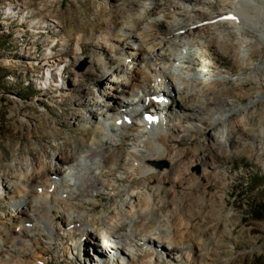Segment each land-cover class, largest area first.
Here are the masks:
<instances>
[{"label": "rangeland", "instance_id": "obj_1", "mask_svg": "<svg viewBox=\"0 0 264 264\" xmlns=\"http://www.w3.org/2000/svg\"><path fill=\"white\" fill-rule=\"evenodd\" d=\"M260 1L255 3L264 8V0ZM216 2L211 6H203L202 2L184 7L190 11L191 19L200 17L192 12L195 9L200 8L206 19L211 13L216 16L235 7H227L229 0ZM149 3L0 0L1 177L17 172L27 174L28 168H38L40 160L51 164L59 153L74 158L85 141H91L97 121L87 124V110L97 112L93 103H103L102 87L117 77L122 79L119 67L132 75L143 73L142 62L137 58L144 48H139L135 39L144 34L140 18L146 15L145 5L148 9L155 6ZM149 17L153 32L173 38L168 34L174 29L166 23L172 19L157 22L155 18L161 17L152 12ZM178 20L184 21L181 17ZM218 22L233 24L221 28L218 34H207L205 28L213 23L207 21L183 31L194 42L183 49L188 64H182L183 71L175 73L177 80L187 77L192 92L198 95L205 85H213L200 98L204 103L200 116L193 119L191 112L187 113V106L180 104L167 79L165 98L163 93L151 95L157 86L153 79L145 88L137 89L129 100L140 95L146 102L130 105L128 112L135 118L125 130L127 136L115 146L99 148L103 161H111L124 149L117 160L120 169L116 173L117 180L124 182L113 183L116 194H91L89 198L94 199L95 205L81 208L87 214L81 216L82 222L74 231H69L59 219L56 223L60 227L55 223L53 233L40 224L21 239L18 247L25 252L4 253L6 257L0 256V264H101L93 255L96 248L104 255V264H130L132 259L123 252L134 246L136 255L132 261L141 262L145 250L142 246L149 241L148 247L158 249L146 264H264V38L249 26L244 33L232 13L217 18L213 25ZM128 25H136L138 30H128ZM125 35L134 38L124 41ZM104 36L109 38L107 42L101 39ZM85 61L87 65L80 70ZM89 67L92 69L87 71ZM75 72L82 74L75 78ZM153 97L157 101L166 99L170 106L164 109L155 101L149 102ZM212 99L215 102L208 103ZM225 106L238 107L226 144L211 135L214 123L218 129L229 125L215 122L220 111L230 108ZM188 115L191 117L185 119ZM153 116L160 118L162 128L168 132L166 144L178 152L177 157L172 163L164 159L154 162L151 158L132 163L134 151L154 157L158 153L142 144L153 134L151 126L158 121L150 120ZM103 161L96 159L97 164ZM81 162L91 165L83 159ZM148 166L162 174L151 177L153 171ZM143 172L149 175L146 184L141 180ZM2 180L0 243H11L19 230L12 203L34 184L21 180L23 190L19 191L17 187L9 189ZM46 188L40 192L47 198L49 209L51 200L49 187ZM134 188L136 195L124 192ZM131 205L136 206L132 216H124L123 211ZM146 205L148 208L144 209ZM47 209L42 208L41 215L47 214ZM144 218L147 220L143 227L140 221ZM110 220L119 226L134 220L139 231L131 240H105L102 235L121 229L109 225ZM94 228L100 230L101 236L93 235ZM176 233L180 242L177 254H171L162 236L172 238ZM111 245L119 250H112Z\"/></svg>", "mask_w": 264, "mask_h": 264}, {"label": "bare ground", "instance_id": "obj_2", "mask_svg": "<svg viewBox=\"0 0 264 264\" xmlns=\"http://www.w3.org/2000/svg\"><path fill=\"white\" fill-rule=\"evenodd\" d=\"M188 1L189 2H187V0H184L180 2L181 4H183V6H181V4L176 0H146V4L150 2L149 4H155V6H153L151 9H148V6L145 5L146 15L144 17L141 16L140 18V21L144 23L143 29L141 28V31L144 34H142L141 37H137L135 39L136 43L139 42L138 44L141 45L139 46V48H144V52L142 53V55L138 56L137 58V60H140L142 62L141 68L143 69V73L132 75L130 71H124V67H119L118 71H120L122 79H119L117 77L116 81L111 80L107 84H105L104 87H102L101 97L104 100L103 103L94 100L95 102L93 103V105L97 107V112H94L93 110H87V124L90 125L92 121H97V126L95 128H92L93 138L89 142L87 140H84L85 146L77 151V156L72 158L69 154H66L64 152L59 153L52 158L54 162L52 161L51 164L40 160L38 162V168H28L27 174L17 172L14 174L6 175L5 177H1L2 175L0 176V179H3L2 181L5 182V185L7 182L6 186L11 190L13 187H17L19 191H22L23 188L21 187V184H19L21 180L27 182L32 181V183L34 184L30 190H24V196L19 197L12 203L16 208V213L13 217H15L19 223V230L16 232L18 236L14 237L11 240V243L10 241H1L0 256L6 257L3 254L9 252L15 253L17 255L23 254L25 251L22 250V248L18 247L21 243V239L23 238L24 240V236L29 235L31 230L39 228L40 224H42L50 232L53 233L56 224H58V226L60 227V223H56V220L59 219L60 222L67 224L69 231H74L75 226L82 222L80 220L81 216H85L87 214V212L82 209L91 204L95 205L94 199L89 198L91 194L95 196L96 192L102 193L103 191V193L105 194H112L116 192L114 191L115 187L113 186V183L124 182L123 179L117 180L116 177V173L120 169V165L118 166L119 163L117 160L120 158V154L124 151V149L121 148L120 151L116 154V158L112 159L111 161H103V152L102 150H99V148L104 145L115 146L119 141H123L122 139L127 136L125 130L129 127L130 124L132 126V122L135 118L134 115L128 112L130 105H136L138 103L146 102V100L140 95H137L136 99L134 100H129L128 97H134L137 89H140L141 87L145 88L146 85L150 84L151 80L153 79L155 81L154 84H157V86L156 90L153 91L151 95H158L160 93H163V98H165L164 92L166 94L167 91H165L164 87L166 88L168 86V82L166 83L164 80L167 79L169 83H171L173 93L178 97L177 99L180 104L187 106V113L191 112L193 119H196V117L200 116L204 104L202 103V99L200 98L203 97V94L205 92L212 89L211 86L213 85H205V87L202 88L204 90L203 93H199L198 95L192 92L190 82L188 81V79H186L187 77L181 78L180 82L177 80L176 77L178 76H175V73L177 71H183L182 64H188L183 49L188 43L190 44L194 42V39L192 40L190 38L191 35L189 33H183L185 29L195 26H201V22L207 21L213 22L210 24L212 26L205 28L207 34H212L214 32L218 34L221 28L225 27L226 29V26L230 27V25L233 23L218 22L217 24L213 25L214 23H216V19L225 14L232 13L233 16H235L238 24L242 25V30L244 31V33L247 32V26H249L253 29V31L258 32V37H260L261 39L264 38V8L261 5L256 4L255 0H229L227 7H230L232 9L235 5L233 10L229 12L226 11L224 13L220 12V14L216 16H214V13H211L210 17L206 19V14L202 13L199 10L200 8L192 11L193 13L198 14L200 17L191 19L189 16L190 11L184 6H186L187 4H195L197 6L198 4H202V2H205L204 4H202L203 6H211L217 3L216 0L215 2H213L212 0ZM256 2L258 3L261 1L256 0ZM226 8H223V10ZM151 12L152 15L161 17L157 20L155 18V21L157 22L163 21V19L164 21L168 18L172 19L170 23H166L168 24L169 29H174L172 33L168 34L172 35L173 38L170 39L169 36L159 37V35H157L158 32H153V30L150 29L151 27H153V25H148V19H151L149 17L151 15ZM21 16L23 17V15ZM178 17H181L184 21H179ZM127 29H131L132 31L138 30L136 25H128ZM202 30H200V32H202ZM174 33L182 34L174 35ZM129 38L134 37L125 35L124 41L129 40ZM101 39H104V41L107 42L109 38L104 36ZM253 53L254 52H252V54L250 55L252 56ZM90 68L92 69V67H89L87 71H89ZM48 74L50 73H48L47 71V78L49 77ZM81 74L75 72V78H77ZM210 92L211 94L214 93V91ZM126 100L129 101L126 102ZM154 101L159 103V106L163 107L164 109L170 106L169 102L166 99L157 101L156 97H153L151 99L149 98V102ZM213 102H215L213 99L208 101V103ZM237 110L238 107L231 106L229 109L220 111L217 114L215 122L219 120L224 122V124L229 123V125L226 127V129H224L225 125L222 128L218 129L216 128V123L213 124L214 132L211 135L216 138V140H218L217 138H221V141L224 144H226V140H229V137H231L230 129L232 128L231 121L234 115H236ZM184 111H186V109ZM191 115H188V117H186L185 119H189ZM159 119L160 118H156L154 116L151 117L150 120H158L157 123L154 122V125L151 126L153 134L147 140H142V144H144L143 148L158 150L157 155H155L156 157L150 154L143 156L141 155V153H136L134 151L132 152V163H139L138 161H143L149 158H151L150 160H154V162L164 159L172 163L176 159L178 152H174L171 147L167 146L166 136L168 132H166V129L164 130L162 128L163 124ZM156 124H158L160 128ZM226 131H228L227 134H225ZM138 155H141V159L138 158ZM81 159L86 162H90L91 165L89 166L87 165L88 163H82ZM96 159H100V161H103L102 164H97ZM148 168H151L150 170L152 171L154 170L152 167L148 166ZM133 170L139 171V168ZM62 174H67V176L62 177ZM138 174L140 175V173H135V175ZM142 174L143 176L141 177V180L146 184L149 180V175H147L146 172H143ZM161 174L162 173H160L159 171H153L150 176L154 177ZM69 178L74 179V181ZM46 187H49L48 193L50 194L49 199L51 200V203L48 200L49 209L46 208L47 206L45 203V200H47V198H44L45 195L42 196L43 193L40 192V190L47 189ZM124 192L129 193L131 196L136 195L137 193L135 188L134 190H125ZM145 207L146 208L144 209H147L148 205H146ZM42 208L48 210L47 214L41 215L40 210ZM126 208L128 209V211H123V215L131 217L136 206L131 205ZM146 220L147 219L144 218V220L140 221L142 222V226L145 224ZM107 223L109 225H112L116 229H118L119 227H121V229H118L117 232L114 230L106 235H102L104 236L105 240H131L139 231L135 229L138 225H135L134 220L129 223L122 222L120 226L113 220H110ZM157 225L163 227V225H161L159 222L157 223ZM95 234L101 236V233L97 228H94L93 235ZM144 236L147 237V235ZM178 236V233H176L172 238L170 235L162 236V240L168 243L171 254H177V249L180 242V240H177ZM149 239L153 241L155 240V238ZM169 239L171 240L169 241ZM148 243H150V241ZM148 243L142 246L145 250L144 258L141 259V262L132 261L134 259V255H136L133 249L134 246L128 247V250L123 252L125 253V255L129 256V259H132L130 264H146L148 258H150L149 256L157 253L158 246H155L154 248L148 247ZM111 249L117 251L119 250V247L111 245ZM99 250L100 249L96 248L93 251V255L99 263L104 264V255H102Z\"/></svg>", "mask_w": 264, "mask_h": 264}, {"label": "water", "instance_id": "obj_3", "mask_svg": "<svg viewBox=\"0 0 264 264\" xmlns=\"http://www.w3.org/2000/svg\"><path fill=\"white\" fill-rule=\"evenodd\" d=\"M87 65V61H85L84 63H83V66L80 68V70H82L85 66ZM161 168H163V165H159Z\"/></svg>", "mask_w": 264, "mask_h": 264}, {"label": "trees", "instance_id": "obj_4", "mask_svg": "<svg viewBox=\"0 0 264 264\" xmlns=\"http://www.w3.org/2000/svg\"><path fill=\"white\" fill-rule=\"evenodd\" d=\"M263 216H264V214H263Z\"/></svg>", "mask_w": 264, "mask_h": 264}]
</instances>
